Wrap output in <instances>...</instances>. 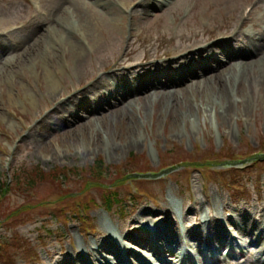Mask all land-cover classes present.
<instances>
[{"label": "rangeland", "instance_id": "obj_1", "mask_svg": "<svg viewBox=\"0 0 264 264\" xmlns=\"http://www.w3.org/2000/svg\"><path fill=\"white\" fill-rule=\"evenodd\" d=\"M104 1L107 5L101 6L95 0H85L88 6L84 10L94 27L91 40L84 36V31L88 32L86 18L82 23L67 18L70 24L64 22L71 31L59 38L50 26L43 42L44 54L31 56V68L25 64L24 55L34 49L32 39L37 33L29 36L32 27L39 24L47 28L59 16L56 11L61 5L67 11L75 2L0 0V264H55L62 255L65 258L71 252L79 254L78 244L89 247L100 236L97 230L104 227L115 239L118 237L120 246L133 244L124 237L135 223L132 224L135 212L144 206L160 208L157 204L165 200L172 209L165 213L156 210V217L149 218L152 222L144 223L145 227L160 221H167L168 227H196L190 213L198 203L194 198L201 200L202 212L211 214L217 208L223 216H227L224 203L245 204L254 209L252 217L260 215L255 210L264 207V94L255 88L251 87V104L246 103V92L234 89L230 112L217 114L219 84L215 81L208 95L204 92L206 86L185 92L177 106L167 105L163 99L157 104L155 99L162 94L156 91L148 108L143 99L135 101L133 108H126L124 114L105 109L103 121L98 112H81L80 120H91L92 127L86 131L70 132L81 121L65 117V113L70 115L69 101L65 102L69 109L55 108L70 96L91 101L90 84L99 76L113 69H130L128 66L142 62L149 50L156 69L177 59L185 63L182 56L196 51V46L178 53L166 51L180 36L199 31L202 41L214 38L213 42L222 40L239 47L243 35L233 37L234 32L217 33L213 29L226 26L234 13L244 14L247 5H254L250 12L254 19H264V0H143L140 5L132 0L130 8L128 0ZM258 21L264 27V20ZM14 22L25 26L7 34ZM242 23L243 18H238L234 28H252L251 23ZM26 33L28 39L22 40ZM76 33L83 35L82 41H78ZM117 37H122L123 42L115 41ZM55 44L58 58L52 53ZM76 44L86 52L78 68L71 63ZM117 51L129 53L135 61L110 65V57L114 58ZM202 54H188L189 62ZM9 65L14 69L6 72ZM94 66L95 75L86 78ZM215 70L204 72L205 76ZM47 71L60 84L55 91H51ZM233 71L243 79L241 68ZM124 78L132 80L129 74ZM189 79L185 85L169 88L181 91L190 86ZM97 89L93 90L95 97ZM140 112L146 116L143 120ZM172 113L181 116L174 129L167 121V115ZM130 114L140 127L141 136L135 144L120 134ZM160 114L164 119L157 122ZM42 134L49 142L38 148L37 140ZM231 159L241 161L232 165ZM138 172L154 176L140 177ZM106 199H110L111 209L104 205ZM227 210L235 212L232 207ZM228 227L227 235H238ZM247 248L244 255H230L227 261L216 264H241L244 256L255 258L256 248ZM198 249L190 253L194 259L200 254ZM106 254L100 251V256Z\"/></svg>", "mask_w": 264, "mask_h": 264}, {"label": "bare ground", "instance_id": "obj_2", "mask_svg": "<svg viewBox=\"0 0 264 264\" xmlns=\"http://www.w3.org/2000/svg\"><path fill=\"white\" fill-rule=\"evenodd\" d=\"M136 1H138L139 5L143 2V0ZM221 1L223 0H219V3ZM224 1L227 2L229 0ZM70 2H75V5L73 3L69 5L67 11L65 10V8H62L63 5H61L60 8L57 9L56 12L59 16H57L56 18L54 17V19L57 20L58 18V21L53 19V23H50L47 28L39 24H35L32 27L29 36H32V33H37V36L32 39L34 49H30L29 53L27 52L24 55L26 61L25 64L27 66L31 68L34 67L30 62L31 56L35 55L36 53L38 55L44 54L42 48L43 42L44 38H46V36L49 34L50 26L53 28L55 33H59V38H62L68 31H71V28L64 22L67 21L66 23L70 24V20H67V18H71L75 22L79 21L80 23H82L81 21H83L84 18H86L85 22L88 32L84 31V36L91 40L89 35L93 33L94 27L91 21V16H89L88 13L86 14L84 10V8L88 6V4L85 3V0H70ZM95 2L96 4H99L101 6H104L105 4L107 5V2H105L104 0H95ZM128 2L130 3L127 7H130L129 5L134 3V1L132 0H128ZM200 6L201 3L198 4V8H200ZM69 10H71V13ZM240 17L244 18V14L234 13L226 26L213 30H215V32L217 33L234 32L235 35H243L244 32L241 29L234 28L237 19ZM253 17L244 18V23L246 24L245 20H250L254 25L253 27L255 28V26H257L258 30L255 32L248 31L249 37H244L240 41L239 47H237L236 45H227L224 41L215 42L213 43V49H209L204 57H202L201 55H197V58L189 62V55L186 54L183 56V58H185L184 61H182L186 63L181 64V62H178L177 60L175 61L176 63L170 61L168 63L161 64L162 68L160 69L154 68V62L151 61L152 54L149 52V49H146L149 51H147V53L142 56V62H136L134 65L128 66L130 67V69H113L109 73H104L101 77L97 78V81L93 82V84H90V86L92 85L93 87V89L89 91V95L92 96L91 101H81L73 96H70L64 99L63 102H58L55 108L69 109L65 102H70L71 107L69 109V116L71 117V120L73 119V122H76L78 120L81 121L70 130V132H76L78 130L86 131V128L92 127L90 124L91 120H80V116H82L80 115L81 112H83V114L85 115L98 112V116L100 115V118L102 117L100 121H103L105 109L106 111H110L111 109H113V112H115V114H124L123 112L126 111V108H133L135 101L143 99L144 107L148 108V102L153 101V94H156V91H160L162 94L157 97L159 99H155V102L157 104L160 103L163 99V101H166L167 105L171 104L173 106H177L181 95L185 92L206 86L204 92L208 95L209 91L211 92V84L213 81L219 84V94L217 99L220 105L215 114H217L218 112H230L234 101V89L239 90L240 93L246 92V103L251 104V87L253 89L255 88L256 90H259L261 94H264V91H262V89L264 90V27L260 22L256 20V18L254 19ZM17 23L20 22H14L12 24ZM82 36L83 35L81 33H78L76 35L78 41H82ZM27 37L28 36L26 33V36L23 37L22 40L28 39ZM119 40L123 42L122 37H117V39H115V41ZM202 40L203 35L199 31L186 37L180 36V40H173L172 46L166 51L178 53L187 49H193V47ZM76 46L77 44L72 48V51L74 53L73 57L71 58V63L75 66V68H78L84 62L86 52L82 51V49L78 47L76 48ZM208 47H210V45ZM53 49V56L55 58H58L59 53L56 44L53 46ZM214 50L217 51V53L214 52ZM95 51L98 52V48H96V46ZM197 51L199 52L203 50ZM114 55V58L110 57V65L112 66L121 64L122 60L135 61V58L130 56L129 53L123 54L117 51V53H115ZM46 60L48 59L45 57L43 59L45 65L47 63ZM7 61L10 63L12 62V60L10 59H7ZM57 63H59V60H57ZM169 63H173V66H169ZM149 64H151L153 67H147ZM236 67L241 68L240 72H242L241 76L243 77V79L236 77V73L233 71V69H235ZM12 69H14V65H9L8 70L6 69V72ZM96 69V66L92 67L91 70L87 72V74L89 75L86 78L95 75ZM214 69H216L215 73L211 74L208 77L205 76L206 74L204 72ZM253 69H255V71H253ZM127 74L130 75L132 80L127 81L124 78ZM188 77H191V79H189L191 80V84L189 87H184L181 91H176L169 88L180 83L185 85L186 83H184V81L188 79ZM47 78L48 81H50V83L52 84L51 91H55L58 86H60L59 82L56 80L57 78L55 79L54 74L50 71H47ZM157 86L159 88H157ZM99 87H101L102 89H97ZM94 89H97L96 96L98 95V97H95L93 95ZM168 89H170V91ZM195 108H197V105L195 106ZM209 111L210 114L213 113L212 105ZM168 116H172V118L170 119L168 118ZM145 117H143L141 113V119L143 120ZM188 117L186 120L189 119L191 121V119ZM180 118L181 116L178 113L167 115V121L169 120L173 124L172 129L177 126ZM162 119H164V117L161 118L160 114L157 117V122L161 121ZM62 121H64L63 123H65V120ZM120 134L123 138H127L129 142H132L134 144L137 143L138 139L141 136L140 127L137 125L136 118L133 114H130L129 123L123 126V130H121ZM46 137L47 136L44 134L39 135V140H37L38 148L46 147L49 142V139ZM157 205H159L160 208L156 209L155 207L144 206L139 211L135 212V218L133 219L134 221H132V224L134 222L135 223L133 224V226L131 225L130 230L125 235V239L132 242L134 246H136V248L140 249L149 247L154 251L155 256H158L157 258L163 259L164 263L166 264H170L168 262V259L165 258V255L162 256V254H165L166 251L169 255H175V257H177L178 255V257H180L183 253V250L180 252L182 244L184 243V241H191L192 238H195V241L200 242V244H204V254L206 255L205 258L206 260L210 259L211 261L214 260L215 253L223 244L231 245L228 252L229 254L233 255H240L247 250L248 245H255L258 248L257 256H255L254 259H245L244 263L264 264V207L262 209L258 208L257 210H255V212H260V215H255L252 217V215L254 214V209L250 210L248 209L247 205L242 203L237 204L234 207L235 211H237V216L234 215L232 217H229L228 219H226V221H229L231 225L235 226V228L239 231L240 236L239 238H234L232 235H228L230 237L229 238L226 235L228 230L225 229L224 224H222L221 220L216 219L218 218V216L215 217L216 220H214L213 225L205 231L201 228L200 224L199 228L191 227L180 229L173 227V224L168 227L169 223L166 224L160 222L153 227H145L144 223L149 224L152 222L148 220L149 218L153 220V218L156 217L154 215L156 210L159 209L158 211H160V213H165L168 212L169 209H172L171 204L166 200L165 202H161ZM246 209L248 211H246ZM190 213L194 216L191 217V219H196V221L199 222L198 208L196 206L190 211ZM187 219L189 220L188 217ZM209 221L211 220L206 219L204 222L208 224ZM97 231L100 236L91 244H89V247L85 244H78V249H80V251H82L83 253L75 255L71 252L70 255L65 256V258H63L64 255H62L55 264H127V262L123 260L128 256L139 258L141 261V256L139 255L138 250L132 247H126L125 245H123L122 247L120 246V244H118V242L111 241L109 239V234H111V232L105 227ZM104 234L106 235L105 238H103ZM112 235L114 236V234ZM240 240L241 242L238 243V241ZM101 250L110 253V256H100ZM72 251L74 252V250ZM144 253L147 256L151 255L150 251L148 253V250ZM111 255H113V259H109L112 257ZM54 256L55 255L52 254V258ZM68 257L70 259L69 262L67 260ZM89 257H91V259L88 260ZM147 259L148 260H145L144 264H152L150 262V258L148 257ZM63 260H65V262L67 263H64ZM112 261L114 263H112ZM183 262L184 261L182 260L181 264H183ZM187 263L191 264L190 260H188Z\"/></svg>", "mask_w": 264, "mask_h": 264}, {"label": "trees", "instance_id": "obj_3", "mask_svg": "<svg viewBox=\"0 0 264 264\" xmlns=\"http://www.w3.org/2000/svg\"><path fill=\"white\" fill-rule=\"evenodd\" d=\"M33 172H34V171H33ZM32 175L34 176L35 174L33 173ZM6 185H8V183L3 184V185H2V188H4Z\"/></svg>", "mask_w": 264, "mask_h": 264}]
</instances>
